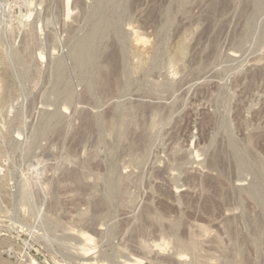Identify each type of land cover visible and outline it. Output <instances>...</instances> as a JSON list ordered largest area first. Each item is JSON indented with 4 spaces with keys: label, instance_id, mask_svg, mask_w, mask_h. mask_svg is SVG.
I'll return each instance as SVG.
<instances>
[{
    "label": "rangeland",
    "instance_id": "1",
    "mask_svg": "<svg viewBox=\"0 0 264 264\" xmlns=\"http://www.w3.org/2000/svg\"><path fill=\"white\" fill-rule=\"evenodd\" d=\"M67 4L0 0V264H264V0Z\"/></svg>",
    "mask_w": 264,
    "mask_h": 264
},
{
    "label": "bare ground",
    "instance_id": "2",
    "mask_svg": "<svg viewBox=\"0 0 264 264\" xmlns=\"http://www.w3.org/2000/svg\"><path fill=\"white\" fill-rule=\"evenodd\" d=\"M68 1V4L67 5H69V0H67ZM66 7V6H65ZM68 10H69V7H68ZM67 13H69V11L67 12ZM67 16H69V15H67ZM138 33V32H137ZM136 33V34H137ZM138 35H139V33H138ZM137 35V39H136V41H137V45H145V43L147 42L146 40L147 39H144L145 37H141L142 35H140V36H138ZM148 43V42H147ZM146 43V44H147ZM87 46V45H86ZM86 49V48H85ZM79 237L81 238L80 239V242H78V243H80L79 245L81 246V248H80V246H79V249H80V251L82 252V255H83V258L84 259H82V260H84V262L86 261L87 263L86 264H95V263H97V262H95V258H96V256H94V254L96 255V252H94V250L96 249V248H94V247H92V244H93V238L90 236V235H88L87 233H81L80 235H79ZM82 240V241H81ZM79 251V250H78ZM78 254H79V252H78ZM80 256H81V254H79ZM92 257H95V258H93V263L91 262V263H89V261L90 260H92V259H90V258H92ZM97 259V258H96ZM99 261V260H98ZM103 261V260H102ZM83 262V263H84ZM108 263V262H107ZM107 263H105V261H104V263L103 264H107ZM102 264V263H101ZM124 264H143V261L142 260H140V259H132L131 258V260H127V261H124Z\"/></svg>",
    "mask_w": 264,
    "mask_h": 264
}]
</instances>
